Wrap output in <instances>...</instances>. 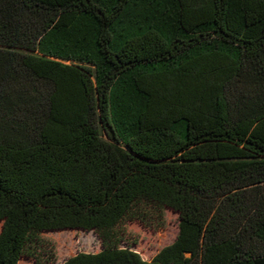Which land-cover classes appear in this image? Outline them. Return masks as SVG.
Segmentation results:
<instances>
[{
    "label": "trees",
    "instance_id": "16d2710c",
    "mask_svg": "<svg viewBox=\"0 0 264 264\" xmlns=\"http://www.w3.org/2000/svg\"><path fill=\"white\" fill-rule=\"evenodd\" d=\"M0 224V264H264V0H0Z\"/></svg>",
    "mask_w": 264,
    "mask_h": 264
},
{
    "label": "rangeland",
    "instance_id": "374dc122",
    "mask_svg": "<svg viewBox=\"0 0 264 264\" xmlns=\"http://www.w3.org/2000/svg\"><path fill=\"white\" fill-rule=\"evenodd\" d=\"M178 214L165 209L163 221L141 222L138 220L125 223V243L137 250L143 258L151 259L162 247L172 243L178 234ZM1 229V224H0ZM44 249H52L55 256L54 264H61L64 260L79 251L98 252L101 240L94 231L80 229L54 230L41 233ZM23 264H32L29 258L21 260Z\"/></svg>",
    "mask_w": 264,
    "mask_h": 264
}]
</instances>
